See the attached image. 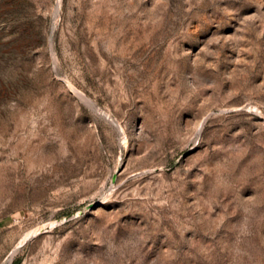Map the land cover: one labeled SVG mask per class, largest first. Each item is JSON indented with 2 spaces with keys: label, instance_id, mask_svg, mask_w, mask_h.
Returning <instances> with one entry per match:
<instances>
[{
  "label": "rangeland",
  "instance_id": "374dc122",
  "mask_svg": "<svg viewBox=\"0 0 264 264\" xmlns=\"http://www.w3.org/2000/svg\"><path fill=\"white\" fill-rule=\"evenodd\" d=\"M57 4L0 0V264H264V0Z\"/></svg>",
  "mask_w": 264,
  "mask_h": 264
},
{
  "label": "bare ground",
  "instance_id": "6f19581e",
  "mask_svg": "<svg viewBox=\"0 0 264 264\" xmlns=\"http://www.w3.org/2000/svg\"><path fill=\"white\" fill-rule=\"evenodd\" d=\"M60 1L61 0H58V4H57V8L60 6ZM70 83V82H69ZM72 86V88L75 90V91H77L78 93H79V95L82 97V99H84V100H89L86 96H85V94L82 92V91H80L79 89H77V88H75L73 85H71ZM98 109V108H97ZM100 111V110H99ZM105 114L107 115V116H109L110 118H113L110 114H109V112H106L105 111ZM114 121V120H113ZM51 223V222H50ZM49 224V223H48ZM38 229H39V227L37 228H34V229H31V230H29V231H27L23 236H22V238L16 243V245L13 247V249H12V251H15L19 246H20V244H22V242L28 237V236H30V235H32V234H34V233H36L37 231H38ZM10 253V252H9ZM13 256V255H12ZM10 257V256H9Z\"/></svg>",
  "mask_w": 264,
  "mask_h": 264
},
{
  "label": "water",
  "instance_id": "95a60500",
  "mask_svg": "<svg viewBox=\"0 0 264 264\" xmlns=\"http://www.w3.org/2000/svg\"><path fill=\"white\" fill-rule=\"evenodd\" d=\"M70 86H71V85H70ZM68 219H69V216H66V217H64L63 219H61V222H65V221H67ZM18 248H19V247H18ZM18 248H17V249H18ZM17 249H16V250H17ZM16 250H15V251H12V250H11L9 254H10V255H13V254L16 252Z\"/></svg>",
  "mask_w": 264,
  "mask_h": 264
}]
</instances>
